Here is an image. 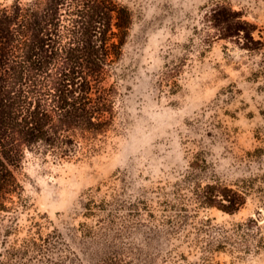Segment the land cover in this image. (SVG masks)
Listing matches in <instances>:
<instances>
[{
    "label": "rangeland",
    "instance_id": "obj_1",
    "mask_svg": "<svg viewBox=\"0 0 264 264\" xmlns=\"http://www.w3.org/2000/svg\"><path fill=\"white\" fill-rule=\"evenodd\" d=\"M114 1L132 23L105 81L111 128L69 159L25 152L11 237L34 222L57 228L79 258L64 264H264L260 192L227 213L196 207L186 182L185 210L167 204L193 161L203 182L243 185L264 171L241 160L263 136L264 46L237 35L264 43V0Z\"/></svg>",
    "mask_w": 264,
    "mask_h": 264
},
{
    "label": "trees",
    "instance_id": "obj_2",
    "mask_svg": "<svg viewBox=\"0 0 264 264\" xmlns=\"http://www.w3.org/2000/svg\"><path fill=\"white\" fill-rule=\"evenodd\" d=\"M131 23L129 8L114 0L0 3V264H64L79 259L55 227L43 234L34 222L21 238L11 237L14 212L24 200V187L13 167L19 166L26 151L69 159L80 148L92 150L93 142L111 128L114 93L105 81ZM240 31L237 35L245 48H263L262 41L252 45L251 32ZM259 113L264 120V102ZM262 134L254 135L261 144L241 157L258 168L264 167ZM199 171L197 161L189 164L187 177L173 185L176 201H163L170 209L185 210L179 191L186 182H191L196 207L227 213L239 210L251 191L264 195V171L243 185L213 176L204 182L192 180ZM259 201L264 205L263 198Z\"/></svg>",
    "mask_w": 264,
    "mask_h": 264
}]
</instances>
